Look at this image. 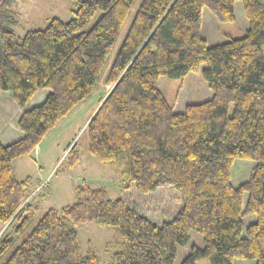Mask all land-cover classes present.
Instances as JSON below:
<instances>
[{
    "label": "trees",
    "instance_id": "obj_1",
    "mask_svg": "<svg viewBox=\"0 0 264 264\" xmlns=\"http://www.w3.org/2000/svg\"><path fill=\"white\" fill-rule=\"evenodd\" d=\"M238 1L249 22L245 35L210 47L201 32L203 9L233 23ZM16 2L0 0V93H10L23 111L17 118L22 136L0 145V224L13 223L0 239V260L11 234L22 233L38 212L32 178L18 180L13 161L33 158L56 124L101 83L111 88L85 127L87 151L118 169L125 189L149 194L173 187L182 208L157 226L121 196L82 182L75 202L49 208L3 264H98L91 245L81 253L76 228L83 224L119 234L110 264H175L191 231L203 246L192 245L181 264H264V0H142L125 32L135 0H85L72 19L52 18L19 38L12 29ZM191 73L201 75L212 97L175 111L156 89L157 79L184 80ZM44 89L50 91L44 102L27 108ZM240 159L255 165L233 187L231 165ZM65 163L78 166L75 145ZM253 215L245 226L243 218Z\"/></svg>",
    "mask_w": 264,
    "mask_h": 264
},
{
    "label": "rangeland",
    "instance_id": "obj_2",
    "mask_svg": "<svg viewBox=\"0 0 264 264\" xmlns=\"http://www.w3.org/2000/svg\"><path fill=\"white\" fill-rule=\"evenodd\" d=\"M82 1L85 0H17L13 5V11L17 17L16 24L12 27L15 36L19 38L30 32V30H41L52 18H59L62 21L72 19L73 11L77 8L78 3ZM141 2L142 0H135L133 9L125 23L124 32L130 25L134 15L133 11ZM97 16L98 14L91 24ZM234 20L233 23H220L213 17L211 12L203 9L201 32L207 44L212 47L242 38L245 35L249 22L245 17L243 4L240 1L234 4ZM121 41L122 37L115 43L110 54V60L119 49ZM201 67L205 68V65L203 64ZM155 86L156 89L161 91L165 101L172 104L175 111L184 109L187 104L202 103L212 97L211 90L208 89L199 73H191L184 80L159 77ZM110 88V85L101 83L99 89L91 93L88 99L78 103L49 132L39 149H35L33 158L24 157L13 161L12 165H14L15 176L18 180H24L28 176L32 178L29 191L34 192L32 195L34 199L31 202L38 206V212L31 224L22 233L13 234L11 232V247L5 255L6 257L0 260V264H3L8 255L20 245L49 208L60 209L62 206L74 203V189L82 182L92 188H106L113 199L121 196L127 206L135 208L139 214L157 226L172 221L176 216L175 214L182 208L180 197L173 187L161 186L149 194H142L133 186L125 189V183L121 181L118 169L110 165H102L87 151L88 140L85 127L91 114L97 109L101 97L105 96ZM49 92L48 89H44L37 93L29 102L27 108L31 109L33 106L43 103ZM9 96L10 93L8 92L0 93V145H9L12 141L20 138L18 137L20 131L17 128V119H15L17 112L15 109L21 110L15 106ZM73 145H75V150L79 154V164L75 168L68 169L65 158L69 148ZM254 165V161L235 160L231 165L232 186L237 187L247 181ZM41 187L43 189L37 193ZM246 197L245 194L243 197L244 202H246ZM254 220V215L246 216L243 218V223L248 226ZM6 229L8 228L4 226L0 233V239L11 231V229L8 231ZM76 231L78 232L82 254L85 255L91 245L93 252L98 257V264H110L112 255L119 250L117 247L118 242H121L119 234L114 229L109 227L99 228L94 224H83V226H78ZM189 237L190 241L185 247H177L175 264L183 262L192 245L203 246V237L199 233L191 231ZM254 263L255 261L252 259H235L233 262V264ZM196 264H209V261L203 259Z\"/></svg>",
    "mask_w": 264,
    "mask_h": 264
},
{
    "label": "crops",
    "instance_id": "obj_3",
    "mask_svg": "<svg viewBox=\"0 0 264 264\" xmlns=\"http://www.w3.org/2000/svg\"><path fill=\"white\" fill-rule=\"evenodd\" d=\"M184 107V106H183ZM185 108V107H184ZM16 110V118L15 119H17L21 114H22V112L23 111H18L17 109H15ZM183 110V109H182ZM182 110H179V112H181ZM18 120V119H17ZM14 127V126H13ZM16 128V127H15ZM16 130V129H15ZM22 136V134H21V132H20V135L18 136V137H21ZM10 139H12V138H10ZM37 149H39V146L37 147ZM12 225H13V223H11V225H4L5 226V228H8V229H6L7 231L9 230V229H11L12 228ZM4 226L3 225H0V233H1V231L3 230V228H4ZM4 233H6V231H4ZM4 235V234H3ZM6 235V234H5Z\"/></svg>",
    "mask_w": 264,
    "mask_h": 264
}]
</instances>
